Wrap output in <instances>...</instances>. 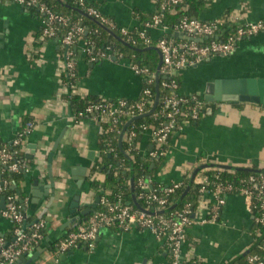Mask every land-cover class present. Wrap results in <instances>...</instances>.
Wrapping results in <instances>:
<instances>
[{
	"label": "crops",
	"instance_id": "0c3cea01",
	"mask_svg": "<svg viewBox=\"0 0 264 264\" xmlns=\"http://www.w3.org/2000/svg\"><path fill=\"white\" fill-rule=\"evenodd\" d=\"M84 1L97 7L117 27L131 31L140 28V16H152L157 10L156 0ZM206 1L208 7L196 17L202 21L226 16L238 24H246L264 19V0ZM42 26L36 12L0 0V140L11 144L22 119L28 117L33 121L34 127L24 136L16 159L20 164L19 172L25 173L20 189L29 200L25 204V221L32 219L29 223L23 222V229L29 228L46 210L42 217L47 221L46 236L34 247L45 248V251L36 261L168 264L160 242L149 230L137 226L102 227L92 249L80 244L58 254V259H53L52 251L47 250L65 235L69 229L66 224L84 209L77 208V212L72 213L71 203L93 202L95 197L88 191V177L100 151L102 125L98 114L75 120L69 105L70 87L62 77L67 50L72 52L75 62L74 90L82 96L107 101L121 97L136 100L143 82L120 63L104 59L90 61L83 51L82 39L67 48L59 37L41 38ZM160 34L159 29L150 30L153 39ZM192 72H195V81ZM179 75L183 78L179 94H200L201 97L206 82L213 78L264 77V31L238 41L227 56L183 69ZM57 142L51 159L53 183L48 189V155ZM152 148L150 132L141 133L138 153L146 155ZM207 164L222 169L264 168V106L250 102H217L208 107L206 115L197 122L172 134L164 162L155 171L153 180L165 186L181 182L193 166ZM97 177L103 179L102 175ZM13 189L20 190L16 186ZM33 191L39 196L32 208ZM204 218V211L194 216L193 224L187 229L184 254L190 251L208 264H226L248 248L252 241L253 215L247 197L230 193L217 220L201 223ZM10 230L9 221L1 217L0 235L6 238Z\"/></svg>",
	"mask_w": 264,
	"mask_h": 264
},
{
	"label": "built area",
	"instance_id": "2783aa9c",
	"mask_svg": "<svg viewBox=\"0 0 264 264\" xmlns=\"http://www.w3.org/2000/svg\"><path fill=\"white\" fill-rule=\"evenodd\" d=\"M6 1L19 4L28 9L35 8L43 25L40 37H59L61 43L67 48L79 41L78 37L84 31L82 26H69V20L66 16L54 12L46 3L40 0ZM78 3L85 9L89 16L96 18L101 24H104L110 29L118 30L121 38L127 43L136 44L137 39L141 40L144 44H150L152 41H156V47L161 54V65L158 70V76L169 79L168 81L162 82V86L168 89L169 93L164 96L159 112H154L153 116L155 118L159 115L165 116L167 120L166 122L159 123L157 126L142 124L138 129L131 127L126 129L122 136V142L126 143L125 155H130L133 150L137 151L136 138L139 132L141 134L149 131L153 148L145 156H149L151 159L165 154L172 134L175 131H181L186 125L198 121L205 111V100L200 95L179 94V83L174 76L179 75L181 70L196 66L208 59L227 56L233 51L238 41L264 31V19L246 24H238L232 18L226 16L211 21L185 17L174 26L173 34L178 32L184 37H197L203 39V41L185 39L184 37H177L179 40H175L173 37L168 38L165 36L169 28L162 24L163 12L169 9L171 5L176 6L181 4L182 0H162L151 18L144 22L140 28L132 31L117 27L97 7L84 0H78ZM232 26L234 30L221 39V31L223 28ZM60 28H65V32L62 35H59ZM154 29L161 30V34L156 39H153L149 35L150 30ZM174 37L176 36L174 35ZM205 39H207V42H204ZM83 51L89 57L90 61L104 59L127 66L143 82L140 94L136 100H129L124 97L110 101L99 99L96 103H89L84 112H79L77 115H74L75 120H78L91 113L98 114L102 125L101 135L107 136L112 131L120 134L122 129H118V125L122 124L123 118L129 120L137 115L145 114L152 107L153 100H151L152 92L150 85L153 83L154 78H156V73L150 71L147 67L132 62L122 53L114 51L110 46L94 52L92 44L84 43ZM64 67V73L74 74L75 62L72 59V52L68 50L66 52ZM188 104H190L188 107L190 110V118H183L178 121V116ZM103 125L107 126L104 128ZM33 127V121L28 120L22 130L17 132L11 144L4 143L0 140V166H7L10 173L19 172L20 164L16 156L23 143L24 136ZM198 167L200 166H193L190 169V173L194 168ZM205 171V166L200 167L194 177L195 181L200 184L199 191L201 193L194 210L191 209L190 204H186L179 210L166 213L167 209H172V206L169 207L168 195L182 181L172 182L160 188L159 193H156V189H153L150 184L151 180L140 177L137 180V188L139 189L138 199L144 205L140 208L124 205L120 197H117L113 201L109 200L106 195L99 197L98 203L102 205V208L100 210H94L82 225L80 224L67 231L57 241L55 249L51 252V257L58 259V254L65 253L80 244H85L89 249H92L98 232L102 227L129 229L133 226L147 229L154 235L168 256V264H182V260L185 257H196L190 251L182 256V246L186 242L187 229L193 224L194 216L199 211H204L206 218L202 219L201 223L217 220L219 210L225 203L226 196L233 193V188L229 184L220 183L213 189H209V180ZM6 184L7 181L2 180L0 176V198L3 197L5 200L4 209H0V218H6L9 221L15 237L13 242L6 244L5 238L0 235V264H15L21 255L31 252L34 247L43 241L44 235L42 230L47 228V222L42 218L34 221L29 227L31 230L30 234L24 233L21 226L26 219L25 204L29 200L23 199L22 205H19L14 195H3L2 193ZM237 194L244 195L250 201H252L253 197H256L258 209L261 214L255 221L264 222V174L249 176L245 185ZM252 242L253 237L249 246ZM247 261L249 264H264V258L258 254L248 256ZM30 264L47 263L34 261Z\"/></svg>",
	"mask_w": 264,
	"mask_h": 264
},
{
	"label": "trees",
	"instance_id": "16d2710c",
	"mask_svg": "<svg viewBox=\"0 0 264 264\" xmlns=\"http://www.w3.org/2000/svg\"><path fill=\"white\" fill-rule=\"evenodd\" d=\"M46 3L54 12L62 14L68 18V25L82 26L84 31L78 37V39L84 40L86 44H92L94 47V52L97 50H103L105 47L110 46L114 51L122 53L126 58L130 59L132 62L137 63L143 67H147L150 71L156 73L159 66V51L156 47V41H152L150 44H144L141 40L137 39L136 44L131 43H121L117 40V37L121 38L118 30L110 29L104 24H101L96 18L89 16L85 9L81 7L78 0H40ZM157 9L162 0H156ZM209 2L206 0H182L179 5H171L169 9L163 12L162 24L169 28V31L165 34L168 38H179L174 37L173 28L182 18H196L199 13L208 7ZM36 12L35 8L30 9ZM38 14V13H37ZM149 17H139L140 24L148 21ZM109 30L114 33L111 34ZM234 27H225L221 31L222 37L224 38L229 32L233 31ZM65 32V28H60L59 35ZM39 35V34H38ZM36 35V38L39 36ZM150 35V32H149ZM207 42V39L204 40ZM100 60V59H99ZM63 81L70 87L69 95V105L72 109L74 115L79 112H84L86 106L89 103H96L98 99L90 96H82L81 94L75 92L74 86L76 84L77 76L74 71L73 75L63 73ZM175 79L179 84L182 83L183 78L180 75H175ZM162 76L154 78L153 83L150 85L152 92L151 100L155 99V86H158V104L153 112L147 113L143 118L135 120L127 125L126 129L131 127L139 128L140 125H154L157 126L161 122H166L167 118L165 116H153L154 112H159L162 100L169 90L162 86L163 81H168ZM73 87V88H72ZM217 102H206L205 101V111L203 115H206V109L208 107L214 106ZM153 106V105H152ZM188 106H185L182 113L178 116L177 120L183 118H190V110ZM152 107L148 109L147 112L151 110ZM30 120L28 117H24L21 121L19 131L22 130L24 124ZM122 124L118 125V129H122L125 123L128 121L127 118L122 119ZM197 122V121H196ZM191 124H194L192 122ZM107 126V125H106ZM103 125V127H106ZM119 134L116 131L109 132L107 136L100 135L99 137V156L95 162L92 163L90 167V175L88 177V191H90L91 196L102 197L104 195L111 201L116 200L120 197L124 205H131L136 207V203L143 207V202L138 199L139 189L137 188V180L142 177L146 180H151L150 184L152 188L156 189V193H159L160 188L165 187V185H160L153 180V175L155 171L163 164L165 154L158 156L155 159H151L149 156L141 155L138 151L133 150L130 155H125L126 143L122 142L121 146L118 144ZM140 138V132L136 138L138 142ZM203 167V166H200ZM196 171L194 168L191 173L184 176L181 184L174 189V191L168 195L169 207L172 209H167L166 213L172 212L174 210H179L186 204H190L191 209L194 210L198 204V198L200 196V184L195 181V176L193 172ZM198 172V168L197 171ZM205 174L209 180V189H213L218 184H229L232 186V192L238 193L239 190L245 185L247 178L251 175L259 176L264 174L263 169L256 168H235V169H222L218 166L216 167H206ZM102 175L103 179H99L97 176ZM196 175V174H195ZM0 176L2 180H6L7 184L4 186L3 195L12 194L16 198V202L22 205L20 200L25 199L24 192H22L21 184L24 181L25 173L17 172L10 173L7 166H0ZM194 176V177H193ZM15 185L20 190L17 191L11 186ZM168 207V208H169ZM102 205L97 204L95 210H100ZM251 211L253 215V224L251 226L250 232L253 237L252 244L240 255L226 264H249L247 261L250 255H261L264 258V222H256L255 219L260 217V210L258 209V201L256 197L252 198L251 201ZM220 213V210H219ZM31 218H27L24 223L31 222ZM47 222V221H46ZM84 223V222H82ZM81 223V224H82ZM75 228V227H74ZM21 229L26 234H30V228L23 229V224ZM47 229L42 230L44 236H46ZM73 228H69L71 230ZM66 234V233H65ZM13 231L10 230L5 238V243L9 244L14 240ZM56 243L48 246L47 250L53 251L55 249ZM208 264L207 262L197 258V257H185L182 260V264Z\"/></svg>",
	"mask_w": 264,
	"mask_h": 264
},
{
	"label": "water",
	"instance_id": "95a60500",
	"mask_svg": "<svg viewBox=\"0 0 264 264\" xmlns=\"http://www.w3.org/2000/svg\"><path fill=\"white\" fill-rule=\"evenodd\" d=\"M111 34L114 35L112 30H109ZM174 35L176 37H184L182 34L175 32ZM185 39L195 40V41H203L201 38H193V37H184ZM117 40H119L121 43H126L122 38L117 37ZM159 51V50H158ZM210 59L206 60L209 61ZM159 61L161 65V54L159 52ZM160 67V66H159ZM159 70V68H158ZM158 70L156 72V78H158ZM155 99L154 104L149 112H146L145 114L137 115L135 117H132L129 119L125 125L123 126L119 138H118V144L121 146L122 144V136L124 131L127 128V125L131 122L143 118L147 113L153 112L158 104V86L156 84L155 86ZM200 95V94H198ZM203 99L206 102H223V103H230L235 104L239 102H250L257 105L264 106V77H237V78H213L210 79L208 82H206L204 90L202 92ZM211 110L210 108L208 111ZM58 142L53 146L51 152L48 155V176L50 177V184L48 186V189L52 188L53 178L51 174V159L54 155L55 148ZM204 167V165H202ZM213 164H207L205 167H211ZM216 167V165H215ZM200 167H198L199 169ZM197 171V168H196ZM196 171L193 172V175L195 176ZM193 176V177H194ZM15 186H12L14 188ZM53 192V191H52ZM53 193L51 195L50 201L53 200ZM39 196V193L32 192V208L35 206L34 203H36L38 200L36 199ZM76 200V199H75ZM136 204V207L140 208V206L136 203L135 199L133 200ZM21 203H23V200H20ZM99 202V196H96L93 200V202L89 203H71V207H73L72 213L77 212V208H84L81 211H79L71 220L69 223L66 224V227L74 228L77 227L80 223L84 222L87 217L96 209L97 204ZM5 207V200L3 197L0 198V209H4ZM45 209L43 210L42 214L38 216L37 220L41 219L43 215L45 214ZM36 220V221H37ZM185 246L182 247V256L185 253ZM45 251V248L37 247L36 249L32 250L31 252L27 254L21 255L17 262L15 264H30L34 261H36L39 256Z\"/></svg>",
	"mask_w": 264,
	"mask_h": 264
},
{
	"label": "rangeland",
	"instance_id": "374dc122",
	"mask_svg": "<svg viewBox=\"0 0 264 264\" xmlns=\"http://www.w3.org/2000/svg\"><path fill=\"white\" fill-rule=\"evenodd\" d=\"M194 73H195V72H192V73H191V77H192V79H194V81H195V78H193V77H194Z\"/></svg>",
	"mask_w": 264,
	"mask_h": 264
}]
</instances>
